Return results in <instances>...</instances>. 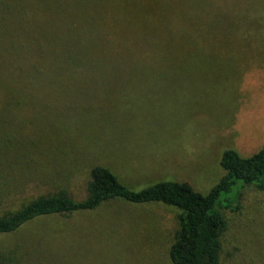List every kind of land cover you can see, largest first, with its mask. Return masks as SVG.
I'll list each match as a JSON object with an SVG mask.
<instances>
[{
	"label": "rangeland",
	"instance_id": "374dc122",
	"mask_svg": "<svg viewBox=\"0 0 264 264\" xmlns=\"http://www.w3.org/2000/svg\"><path fill=\"white\" fill-rule=\"evenodd\" d=\"M86 3L76 0L74 18L97 13L89 45L128 59L133 90L92 78L65 83L64 101L53 94L60 105L49 91L27 101L0 97V215L61 189L86 198L96 165L134 189L173 179L207 193L224 174L225 149L248 157L264 147V0ZM71 31L60 37L83 36ZM139 63L147 71L138 73ZM248 199L228 213L221 264H264V191ZM180 212L115 203L70 218L68 229L82 222L83 233L69 234L71 243L79 238L69 262L77 253L71 264H172Z\"/></svg>",
	"mask_w": 264,
	"mask_h": 264
},
{
	"label": "trees",
	"instance_id": "16d2710c",
	"mask_svg": "<svg viewBox=\"0 0 264 264\" xmlns=\"http://www.w3.org/2000/svg\"><path fill=\"white\" fill-rule=\"evenodd\" d=\"M74 3L76 0H0V97L21 95L27 101L43 98L49 91L48 95L56 98L53 94H57L64 101L65 83L75 79L88 84L92 78L119 92L133 90L129 82L134 76L132 64L127 58L111 59L102 46L96 52L89 45L88 35H96L97 13L84 9L75 19ZM67 28L72 36H83L64 40L60 30ZM68 58L75 61L68 62ZM135 68L138 73L147 71L142 63ZM61 101L56 98L52 105ZM221 166L224 174L203 193L188 181L173 179L134 189L108 166L96 165L86 198L76 200L67 189H61L0 215V264H71L79 260L76 253L69 262L68 250L79 241L77 237L71 243L69 234L77 228L83 233L82 222L74 223L72 231L68 219L70 223L76 217L85 219L115 203L133 208H178V227L168 251L172 264H221L229 211L246 203L253 191H264V147L248 157L225 149ZM33 228L37 231L25 236ZM13 236L19 239L15 241ZM9 238L13 240L7 243Z\"/></svg>",
	"mask_w": 264,
	"mask_h": 264
}]
</instances>
